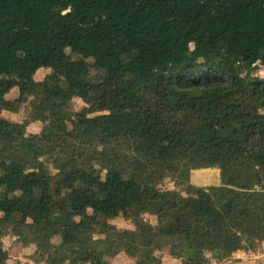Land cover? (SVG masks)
I'll list each match as a JSON object with an SVG mask.
<instances>
[{"label": "trees", "instance_id": "1", "mask_svg": "<svg viewBox=\"0 0 264 264\" xmlns=\"http://www.w3.org/2000/svg\"><path fill=\"white\" fill-rule=\"evenodd\" d=\"M257 66L264 0H0V91L18 82L0 111L33 97L29 118L43 124L28 133L29 119L0 118V250L9 232L33 264H109L122 252L163 264V250L177 264H210L261 246ZM42 69L52 73L22 81ZM74 98L92 107L76 110ZM231 122L244 139L218 135ZM214 167L219 185L191 183ZM172 182L180 188H164Z\"/></svg>", "mask_w": 264, "mask_h": 264}, {"label": "rangeland", "instance_id": "2", "mask_svg": "<svg viewBox=\"0 0 264 264\" xmlns=\"http://www.w3.org/2000/svg\"><path fill=\"white\" fill-rule=\"evenodd\" d=\"M185 35H190L191 30L186 29L184 32ZM101 39H107L109 38V34L105 31L101 32L99 34ZM52 73L49 69H42L38 71L33 76L24 77L22 81H32V80H41L43 79L47 74ZM253 76L263 78L264 77V69H262L260 66H257V68L252 73ZM243 76H241V79ZM243 82H245L244 78L242 79ZM18 91V82L15 80H9L6 82L1 83V91H0V97H4L6 99H12L17 95ZM37 101L33 97H28L27 101L23 103L19 110L17 112H10L6 110L0 111V118L5 119L10 122H18L21 123L25 119H29L30 122L26 127V131L28 133H38L40 132L41 128L43 127V124L39 120H31L29 118V114L31 113L32 109L36 107ZM72 105L76 110H80L83 108H90L92 105L88 102H83L79 98H74L72 100ZM218 135L220 137L240 140L244 139L246 135L242 132L241 126L238 122H231L227 123L221 128L218 129ZM62 145H65V142H62ZM49 170L53 172L50 166H48ZM215 170H195L192 171L190 174L191 183L197 187H209V186H216L220 184V169L218 167ZM206 172V173H203ZM164 188L167 189H179L180 185L176 184L174 182L166 184ZM144 218L150 222L151 224L156 223L155 216L151 215H144ZM111 224H113L118 229H131L133 227V224L130 220H124L123 218H116L109 221ZM42 229L44 231L46 230H52L53 224L52 223H46L42 225ZM59 241V238L57 236H54L51 238V242L53 244L57 243ZM262 247V248H261ZM261 248V249H260ZM260 249L261 253H264V246L263 244L261 246H256L255 249L250 251H240L239 254L234 256V261L236 262H250L254 261L258 263L257 261L253 260V257H251V253L255 252L256 250ZM256 253V252H255ZM162 263L163 264H177L178 261L171 256L167 254L166 250H163L162 252ZM30 255V249L25 248L21 242H19L16 237L11 234L10 232L2 239V248L0 250V257L10 259L12 261H18L22 264L24 263H35L32 259L29 258ZM106 260L109 264H137L136 260L127 256L125 253H119L115 257H106ZM212 264H219L221 262L217 261H211ZM255 263V264H256ZM44 264V263H39ZM53 264H67L66 262H55ZM89 264V263H86Z\"/></svg>", "mask_w": 264, "mask_h": 264}, {"label": "crops", "instance_id": "3", "mask_svg": "<svg viewBox=\"0 0 264 264\" xmlns=\"http://www.w3.org/2000/svg\"><path fill=\"white\" fill-rule=\"evenodd\" d=\"M215 170L216 168H209V169H207V170ZM206 170V169H205ZM239 253L237 252V253H234L230 258H228L227 260H223V261H217V260H214V259H212L211 261H217V262H221V263H219V264H255L256 262H254V261H250V262H236V261H234V259L233 258H235L234 256H236V255H238ZM210 261V262H211ZM210 264H212V263H210ZM256 264H258V263H256Z\"/></svg>", "mask_w": 264, "mask_h": 264}, {"label": "built area", "instance_id": "4", "mask_svg": "<svg viewBox=\"0 0 264 264\" xmlns=\"http://www.w3.org/2000/svg\"><path fill=\"white\" fill-rule=\"evenodd\" d=\"M263 246H264V243H263ZM260 249L256 250L255 251L256 253L252 252L251 257H253V260L257 261L258 264H264V253L262 254Z\"/></svg>", "mask_w": 264, "mask_h": 264}, {"label": "bare ground", "instance_id": "5", "mask_svg": "<svg viewBox=\"0 0 264 264\" xmlns=\"http://www.w3.org/2000/svg\"><path fill=\"white\" fill-rule=\"evenodd\" d=\"M203 173H206V172H203Z\"/></svg>", "mask_w": 264, "mask_h": 264}]
</instances>
